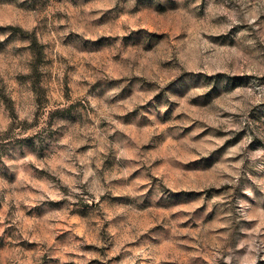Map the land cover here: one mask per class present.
Returning a JSON list of instances; mask_svg holds the SVG:
<instances>
[{
	"label": "rangeland",
	"instance_id": "374dc122",
	"mask_svg": "<svg viewBox=\"0 0 264 264\" xmlns=\"http://www.w3.org/2000/svg\"><path fill=\"white\" fill-rule=\"evenodd\" d=\"M0 264H264V0H0Z\"/></svg>",
	"mask_w": 264,
	"mask_h": 264
}]
</instances>
